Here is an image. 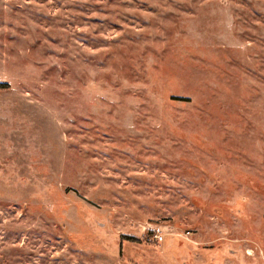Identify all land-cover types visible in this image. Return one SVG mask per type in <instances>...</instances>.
Here are the masks:
<instances>
[{
	"label": "rangeland",
	"instance_id": "374dc122",
	"mask_svg": "<svg viewBox=\"0 0 264 264\" xmlns=\"http://www.w3.org/2000/svg\"><path fill=\"white\" fill-rule=\"evenodd\" d=\"M0 84V264H264V0H0Z\"/></svg>",
	"mask_w": 264,
	"mask_h": 264
},
{
	"label": "built area",
	"instance_id": "2783aa9c",
	"mask_svg": "<svg viewBox=\"0 0 264 264\" xmlns=\"http://www.w3.org/2000/svg\"><path fill=\"white\" fill-rule=\"evenodd\" d=\"M155 237V239L157 240V241H161L162 240V237L161 236H154Z\"/></svg>",
	"mask_w": 264,
	"mask_h": 264
},
{
	"label": "trees",
	"instance_id": "16d2710c",
	"mask_svg": "<svg viewBox=\"0 0 264 264\" xmlns=\"http://www.w3.org/2000/svg\"><path fill=\"white\" fill-rule=\"evenodd\" d=\"M5 87H7L6 84H0V89H1V88H5Z\"/></svg>",
	"mask_w": 264,
	"mask_h": 264
}]
</instances>
